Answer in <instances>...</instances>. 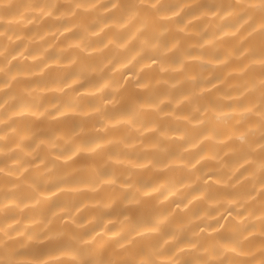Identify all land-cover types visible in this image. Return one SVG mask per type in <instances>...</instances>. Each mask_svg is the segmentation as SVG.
I'll use <instances>...</instances> for the list:
<instances>
[{"label": "clouds", "instance_id": "clouds-1", "mask_svg": "<svg viewBox=\"0 0 264 264\" xmlns=\"http://www.w3.org/2000/svg\"><path fill=\"white\" fill-rule=\"evenodd\" d=\"M0 264H264V0H0Z\"/></svg>", "mask_w": 264, "mask_h": 264}]
</instances>
